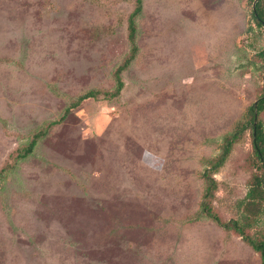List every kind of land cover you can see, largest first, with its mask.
<instances>
[{
  "label": "rangeland",
  "instance_id": "1",
  "mask_svg": "<svg viewBox=\"0 0 264 264\" xmlns=\"http://www.w3.org/2000/svg\"><path fill=\"white\" fill-rule=\"evenodd\" d=\"M256 1L143 0L121 104L67 113L113 86L133 0H0V264H259L199 213L207 160L262 93ZM250 132L215 174L226 218L261 172Z\"/></svg>",
  "mask_w": 264,
  "mask_h": 264
},
{
  "label": "trees",
  "instance_id": "2",
  "mask_svg": "<svg viewBox=\"0 0 264 264\" xmlns=\"http://www.w3.org/2000/svg\"><path fill=\"white\" fill-rule=\"evenodd\" d=\"M143 5V0H133V9L127 17V38L130 50L123 61L113 70V86L110 88H91L76 97H72L70 104L65 108V112L68 113L89 100H103L113 104H121V93L125 86L123 72L131 65L139 51V18L143 14ZM252 14L256 23L264 26V0L256 1ZM260 56L263 57V64L260 68L264 72V50L260 52ZM263 112L264 83L262 93L248 106L244 118L223 137L220 152L207 160L201 173L203 189L199 204V213L202 216L211 219L227 234L242 237L246 244L258 254L259 264H264V229H257L256 226L260 215L264 213V123L260 119ZM248 130L251 131L250 159L256 169L261 172L254 173L250 179V187L239 202L241 213L236 217L226 218L215 203L219 189V181L215 174L225 165L235 145L245 139ZM43 133H46V130L42 129L40 135ZM35 145L36 140H31L24 151L21 150L19 157L26 158L33 151Z\"/></svg>",
  "mask_w": 264,
  "mask_h": 264
},
{
  "label": "water",
  "instance_id": "3",
  "mask_svg": "<svg viewBox=\"0 0 264 264\" xmlns=\"http://www.w3.org/2000/svg\"><path fill=\"white\" fill-rule=\"evenodd\" d=\"M256 3V2H255ZM255 5V4H254Z\"/></svg>",
  "mask_w": 264,
  "mask_h": 264
}]
</instances>
